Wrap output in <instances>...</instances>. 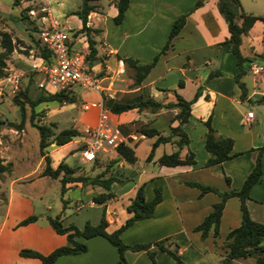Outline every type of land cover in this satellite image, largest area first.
Returning a JSON list of instances; mask_svg holds the SVG:
<instances>
[{
	"label": "crops",
	"instance_id": "crops-1",
	"mask_svg": "<svg viewBox=\"0 0 264 264\" xmlns=\"http://www.w3.org/2000/svg\"><path fill=\"white\" fill-rule=\"evenodd\" d=\"M32 1L34 0H24L26 3L23 6ZM114 1L89 0L95 8L87 14L86 24L99 31L96 34L90 32L95 40L97 59L90 66L87 64L86 66L95 72L100 71L101 74H111L122 67V73L113 80L111 87L113 93L136 92L127 99L135 94H143L157 102L165 103L173 102L176 93L188 100L200 86V93L190 105L189 116L182 125L188 143L179 148L180 157L191 152L194 162L174 166L159 165L157 158L162 153L167 154L177 149L172 141L159 142L154 147L151 158L146 159L155 138L168 135L169 127L176 124V121L170 122L177 111L176 108H162L156 112L147 109L138 111L136 108L119 113L107 111L109 119L118 125L123 135L135 136V139H130L127 145L136 156L135 162L118 160L117 165L121 167L122 174L112 175L120 182L117 180L111 182L109 191L112 197L104 202L96 203L91 200L93 195L107 191L101 186L67 183L65 188H78L89 195L88 207L102 209L99 218L103 212L108 222L107 231L117 228L131 215V212L126 210V205L139 186L142 187L145 200H150L154 195V188H159L161 199L154 206L152 216L135 220L119 234L121 241L131 244L173 237L179 256L185 264H223L220 258L225 250L219 244L225 234L239 224V200L236 196L225 200L216 240L211 231L201 239L200 232L193 231L192 228L211 210V204L218 200V196L212 191L199 196V189L189 185L188 182L211 186L222 191L238 190L254 165L256 148L262 147L261 174L249 189L245 204L250 218L264 223V102L258 101L259 97L264 95V20H255L241 36L238 46L240 54L247 57L249 62L262 67L261 71L253 74L247 66L246 73L240 78L244 87L241 91L234 77L240 68L236 64L235 56L229 50V44L224 42L229 33L223 16L217 10V0H202L192 10L190 8L196 0H128L123 18L117 23L122 28L121 40L102 28V25L116 13ZM240 1L238 0L240 8L244 12L264 18V0H251L248 8H244ZM181 14H186L183 25L172 38L171 45L158 56L153 67L141 80L139 87L123 90L115 88L114 83L123 80L122 74L125 70L122 61L117 57H130L138 64L149 62L150 57H153L164 44L172 22ZM235 21L240 24L241 17L236 15ZM79 27L80 25L77 29ZM0 29L4 28L0 26ZM7 31L9 32V29ZM10 36L13 40V35ZM129 36L134 38L125 47L124 40ZM70 42L74 51L87 49L84 35L72 36ZM18 48L26 49L28 52L17 51L14 47L5 61L7 70H13L17 74L27 70L38 72L42 74V78L36 82V85H44V88L48 89L49 87L43 84L44 77L41 71L43 62L35 54L32 55L33 49L27 42L20 43ZM144 49L146 51H143ZM214 71L219 73L207 77ZM126 80L125 86L132 82L130 77ZM179 80L182 81L181 86L177 84ZM94 93V98L80 104L78 118L75 117V113H68V116H73L72 123L65 127L82 131L85 126L95 123L99 109L92 104L97 103L98 99L102 100L103 104V100L107 99H101V94ZM248 110L252 111V117L248 124L243 125L241 120ZM44 115L45 119L41 123H53L50 126L53 132L59 131L58 124L61 125L64 113L57 115L49 109ZM208 117L209 125L216 134L232 139L230 153L240 154L220 163L204 166L208 154L204 147L203 134L206 127L203 122ZM141 129H155L157 133L148 136L143 134ZM11 131L14 130L5 126L0 129V157L3 163L10 164V170L0 174V264H40L38 258L19 256L18 250L29 248L46 254L66 243L65 235L55 233L47 222L48 215L44 211L49 210L50 206L42 201L34 202L44 194L49 184L56 178L51 180L50 176L39 175L44 163L40 155L29 172L12 176L10 155L20 147L18 144L17 149H10L12 136L19 138L24 131L21 129L19 134ZM77 142L78 138L60 146L50 144L45 149L50 157V166L54 168L63 155L77 150ZM111 151L116 156L115 150ZM79 161L90 163L83 161L80 154ZM74 169V175L80 174L76 168ZM225 178H228V181ZM122 196L126 197V201L122 204L121 218L116 221L112 216V212L115 211L112 202ZM74 205L76 210L82 207L78 203ZM29 215H35V220L16 226L18 221ZM76 239L85 243L84 252L59 256L50 264L115 263L116 250L104 238L93 236L84 240ZM151 249H154L155 264H177L157 247L152 246ZM124 258L125 264H152L143 250H126ZM230 264H255V262L252 257H248L236 258Z\"/></svg>",
	"mask_w": 264,
	"mask_h": 264
},
{
	"label": "trees",
	"instance_id": "trees-1",
	"mask_svg": "<svg viewBox=\"0 0 264 264\" xmlns=\"http://www.w3.org/2000/svg\"><path fill=\"white\" fill-rule=\"evenodd\" d=\"M20 1L24 0H12V4H18ZM202 0H196L192 5L190 10L195 8L200 4ZM128 0H115L114 6L116 8L115 15L111 18L112 21L117 24L122 18L125 9L127 8ZM27 6H24L20 12V18L28 20L32 31L37 34V38L33 39L32 49L34 50L35 56L40 58L44 64L51 63L50 53L45 49L43 45L40 44L38 38V28L34 20L30 19L27 14ZM94 5L89 3V0H82L80 8L75 11L76 16L80 20V27L76 29L74 36L84 35L87 45V54L85 55V61L88 66H90L97 57L95 40L90 32L96 34L99 30L95 28H90L87 26V14L91 11H94ZM217 10L223 16V19L226 23V28L229 33L228 37L225 39V43H228L230 46V52L236 58V64L240 68V71L234 76L235 82L238 87L243 91V82L241 81V76L246 73L247 66L249 65V59L243 57L238 49L239 43L241 41V36L247 32L255 20H264L263 17L256 16L250 13L244 12L239 5L238 0H217ZM186 14H181L172 22L170 29L167 34V38L160 48V50L152 57V59L143 64H138L136 60L131 59L130 57H117L123 63L124 68H129L132 70L131 76V88L139 87L141 80L147 75L149 70L153 67L158 56L163 53L170 45L172 38L177 34L179 29L184 23V18ZM236 15L241 17L240 24H237L235 21ZM75 35V36H76ZM71 42L69 43V45ZM14 49V43L11 39L10 33L5 29H0V79H2L7 74V66L5 61L9 58L11 52ZM248 62V63H247ZM219 71L210 72L207 77H211L214 74H218ZM99 74L100 71H99ZM181 86L182 81L177 82ZM41 91L38 92L34 98H30L27 93V87H24L22 91L17 92L11 97V101L14 105L17 106L20 111V120L15 123L12 121H7L3 118H0V129L3 126H7L14 130L22 129L24 122V112H25V103L30 109L28 116V122L31 126L35 127L38 132V152L42 157L44 163L39 172V175H47L50 177H59L60 181V193L64 192L65 185L67 183H79L80 185L89 184L91 186H101L103 189L107 190L106 192H101L95 194L91 197V200L96 203L104 202L106 199L112 197V193L109 191L111 182L119 181L116 177L110 174L104 176L107 170H111L112 166L109 169H104L94 176L77 174L74 175L75 169L68 166L63 161L57 163L53 168L49 164V156L46 153V148L53 144L54 146H60L72 140L73 138L80 137L82 135L81 131L73 128L66 127L62 128L56 133L51 129V125L43 124L36 122L34 120L35 111L34 107L41 102H56L58 104H70L75 101L74 93L70 90L62 91H50L40 86ZM201 90V87L198 86L193 94V96L186 100L180 95L174 93L173 102H157L148 95L144 96L143 94H135L127 100H112L107 99L104 101L103 106L111 113H119L122 111L129 110L131 108H136L138 111L147 109L150 112H156L160 109H170L176 108V113L170 119V122L176 121L174 126L169 127V133L166 136H157L151 144L149 153L146 156V159L149 160L152 156V151L154 147L159 142L172 141L177 149L170 153H162L158 158L157 162L159 165L174 166L181 164H192L194 162L193 155L191 152H187L183 157L179 156V148L188 143V138L183 131L182 125L187 121L190 111V105L197 98ZM242 97L244 94L242 93ZM259 102H264V95L260 96L258 99ZM206 131L203 134L204 147L208 154L207 158L204 161V166H211L213 164L220 163L226 159H229L233 156L240 154L230 153L232 139L221 134H216L215 130L209 125V117L203 122ZM143 134L152 135L156 134L155 129H141ZM174 138L173 140H171ZM82 147H77V150H81ZM262 147L256 148L257 155L255 162L251 170L248 172L246 177L243 179L241 186L238 190H218L214 187L207 185H200L195 182H188L189 185L195 186L199 189V196L205 192L212 191L218 196V200L211 204V210L202 218V220L195 225L192 230L199 231L200 237L203 239L209 231L212 232L213 237H218V225L219 218L221 216V211L224 205V202L227 198L231 196H236L239 200V210H240V221L239 224L230 229L225 236L223 237L219 246L224 249V253L221 255L220 262L223 264H230L236 258H248L252 257L255 264H264V223L254 221L250 218L245 199L248 198V192L251 186L259 179L261 174V164H260V153ZM116 157L114 161L119 159L124 160L127 163H134L136 156L133 150L124 144H119L115 148ZM100 155H97L92 163L98 160ZM109 166L106 165V167ZM105 167V168H106ZM10 170L9 163H3V159L0 157V174L3 172H8ZM228 181V178H225ZM160 189L154 188V195L150 200H145L143 196L142 187L139 186L129 203L126 205V210L131 212V215L127 217L124 222L117 228L107 231L106 227L108 222L104 218V213L102 212L98 222L96 224H91L88 221H85L83 226L78 229L73 224L62 225L59 218V214L51 217L47 216V222L53 231L57 234H64L66 238V243L55 247L50 252L46 254H41L35 250L29 248H21L18 250V255L22 257H33L38 258L40 264H50L57 257L62 255L69 254H78L86 250V245L83 241H79L76 238L88 239L93 236H100L104 238L109 244H111L117 253V259L114 264H125L124 252L126 250L138 251L143 250L147 254L152 264H155L154 261V249H151L152 246L157 247L158 249L165 252L172 260L177 264H185L178 253V247L176 241L173 237H163L149 242H135L131 244L123 243L119 237V234L129 227L135 220L149 218L152 216L154 206L160 201ZM64 206V203H63ZM35 215H29L17 222L16 226L25 225L29 222L35 220Z\"/></svg>",
	"mask_w": 264,
	"mask_h": 264
},
{
	"label": "rangeland",
	"instance_id": "rangeland-1",
	"mask_svg": "<svg viewBox=\"0 0 264 264\" xmlns=\"http://www.w3.org/2000/svg\"><path fill=\"white\" fill-rule=\"evenodd\" d=\"M38 1L34 0L33 2ZM43 2H47L50 11L53 17H55L60 23L64 24L66 27H68V33L69 35H73L78 27L80 25V20L76 16L75 11L80 8V5L82 3V0H39ZM244 8H248V4L251 2V0H241ZM26 2L20 1L18 4H12V0H0V26H2L4 29H9V32L11 35H13L14 41V47L17 51H23L27 53L28 51L22 50L18 48V45L20 43L24 44L27 42V44L32 47L33 42L32 40L37 38V34L32 31V28L28 22V20L20 18V12L23 5ZM90 3V2H89ZM102 28L105 30L107 29L109 34H112L115 38L118 40L122 38V28L121 26H118L115 24L112 19H108L107 22H105L104 25H102ZM76 35V33H75ZM74 35V36H75ZM144 34H141V36ZM76 36H79L77 34ZM119 37V38H118ZM134 38L132 36H129L126 40H124V46L129 43V41ZM82 52L84 55L87 54L86 50H78ZM143 51H146L145 49ZM34 50L32 52V55H34ZM102 56V55H101ZM154 56V55H153ZM103 58V56H102ZM152 57H150L149 60H151ZM124 73L122 74V79L118 82L114 83V87L118 89H129L131 88V83H127L126 78L132 76V70L129 68H124ZM8 72H13V70H7ZM36 74V75H35ZM42 78V74L38 72H34L32 70H27L23 72L22 74H18L15 86H11L8 83L0 82V118H3L7 121H12L17 123L20 120V111L18 110L17 106L13 104L11 101V97L16 94L19 91H22L24 87H27V93L30 98H34V96L41 91L40 86L36 85V82H39ZM45 84V82L43 83ZM71 91L74 93L75 101L72 103V105L68 104H58L56 102H41L37 104L34 107L35 111V117L34 120L36 122H42L43 119H45V111L46 110H53L54 113H64V117L62 118L61 125L58 124V128H66V125H69L71 122V119L73 116H68L69 112L75 113V117H79V106L82 102H88V100H91L94 98V92L81 88L77 85H73L71 87ZM138 92V91H137ZM136 92L130 93V92H123V91H116L114 93V100H121L127 99L129 95L131 96ZM99 101V99H98ZM105 100H103L104 103ZM91 105V104H90ZM25 112H24V122L22 129L24 131V134H20V139L17 138V136H12V142L10 145V149L15 150L19 146L20 147L14 152V154H11V173L12 176H18L24 173L29 172L30 169L34 167V165L37 162V158L39 157L38 152V132L35 127L31 126L28 122V116L30 113V109L28 105L25 103ZM253 110H255L254 107H252ZM6 128H9L5 126ZM14 130V129H13ZM21 130V129H20ZM20 130H14L11 131V133H20ZM83 131V130H82ZM81 131V133H82ZM13 135V134H12ZM77 147H82V138L77 137ZM76 139V138H73ZM79 150H75L71 153H66L61 157L58 162L63 161L68 166L76 168L77 172L82 175H88V176H94L95 174H98L102 170L109 169L110 166H112L111 170H107L104 174V176H107L109 174H119L121 176L122 172L121 167H118V160L114 161L115 157L114 153L112 151H108L105 154H102L99 156L98 160L94 163H80L79 161ZM57 162V163H58ZM56 163V165H57ZM49 164H50V157H49ZM106 167V165H108ZM55 165V166H56ZM106 167V168H105ZM115 170V172H114ZM59 177H50L51 180H54V182H51L49 186L47 187V190L44 191V194L38 199H35L34 202H43L44 204H47L50 206L49 210H45L44 212L48 216H55L59 214V218L61 220L62 225H68L73 224L78 229H80L85 221H88L91 224H94L98 221L99 215L101 213V208H91L88 207V201L87 198L89 195H87L83 190H79L78 188H68L65 189L64 192L60 193V181ZM80 200V201H79ZM126 201V197L122 196L121 198H118L116 201L112 202V205L115 207V211L112 212V216L118 221L121 218V211H122V204ZM33 202V203H34ZM64 203V206H63ZM74 203L81 204L82 207L79 210L75 209ZM101 209V210H100ZM37 215V214H36ZM45 218V217H44ZM47 219V216H46Z\"/></svg>",
	"mask_w": 264,
	"mask_h": 264
},
{
	"label": "built area",
	"instance_id": "built-area-1",
	"mask_svg": "<svg viewBox=\"0 0 264 264\" xmlns=\"http://www.w3.org/2000/svg\"><path fill=\"white\" fill-rule=\"evenodd\" d=\"M26 6L27 16L37 25L39 42L51 57L50 64L43 63L41 66L45 85L49 87L45 89L68 91L73 85H77L101 94V99H113L112 82L122 73V67L111 74H99V71L91 70L86 66L85 55L72 50L71 44L69 45L72 35H69L68 27L52 16L47 2L32 1ZM248 69L255 74L262 67L249 62ZM17 77V73L8 72L1 81L15 86ZM92 105L97 106L99 112L95 123L85 126L82 131L80 155L85 162H92L97 155L115 150L119 144L128 145L130 139H135L133 134L123 135L118 125L109 119L102 100ZM251 117L252 111H246L241 123L248 124Z\"/></svg>",
	"mask_w": 264,
	"mask_h": 264
}]
</instances>
